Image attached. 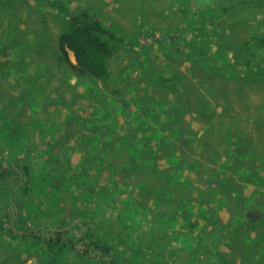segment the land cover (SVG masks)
<instances>
[{
  "label": "rangeland",
  "instance_id": "1",
  "mask_svg": "<svg viewBox=\"0 0 264 264\" xmlns=\"http://www.w3.org/2000/svg\"><path fill=\"white\" fill-rule=\"evenodd\" d=\"M61 6L73 15L87 11L116 36L105 78L82 74L90 79L75 85L56 80L54 86L37 80L39 65L24 41L45 35L46 24L63 32ZM21 25L27 34L19 36ZM254 68L264 71V0H0V85L7 84L0 87V160L25 165L34 145L50 139L52 163L61 158V166L71 167L92 160L89 187L106 190L107 200H99L108 207L95 208L96 233L115 264H264V72L251 75ZM195 91L200 96L188 102ZM186 120L200 121L195 133L211 137L210 151L222 154L193 158L187 144L167 143L171 132L186 130ZM209 121L211 136L204 127ZM226 121L237 128L222 135ZM250 126L254 144L245 137ZM11 127L15 140L3 131ZM16 141L24 146H13ZM119 141L134 145L122 155L138 167L113 174L103 159L121 153L105 145L118 148ZM235 141L253 149L249 158L230 157ZM100 173L112 176L114 187L97 182ZM23 187L0 186V264H43L47 254L9 233L5 223V215L16 213ZM39 191L31 188L28 203L38 206L52 196ZM76 236L69 239L76 242ZM145 242L155 244L141 247ZM62 249L50 264H93L70 244Z\"/></svg>",
  "mask_w": 264,
  "mask_h": 264
},
{
  "label": "trees",
  "instance_id": "2",
  "mask_svg": "<svg viewBox=\"0 0 264 264\" xmlns=\"http://www.w3.org/2000/svg\"><path fill=\"white\" fill-rule=\"evenodd\" d=\"M49 1V0H48ZM47 2V0H46ZM52 4H54L52 2ZM215 4L211 5L214 8ZM58 11V16L67 19L66 27L60 35V48L63 50V56L68 61L70 58L67 49L71 50L76 58L77 64L70 61V67L77 74H89L94 78H105L108 73L109 60L114 54V42L116 36L112 33L101 20L94 19L87 11H82L80 14L73 15L70 11H66V6H61ZM210 12V15L215 18V14H211L213 10H204ZM184 22L190 24L191 19L189 12L184 10ZM217 18V17H216ZM203 22L204 17H200ZM249 71H251L249 69ZM264 72V71H263ZM262 71H251V75L259 76L263 74ZM23 128L22 126H20ZM11 129V130H10ZM3 129L5 134L12 137L13 140L17 139L16 130L14 127ZM110 133V129L107 131ZM115 140V139H114ZM53 143L55 139H50ZM121 144L118 148L113 144L105 145L108 148H113L115 152L121 153L119 156L110 158L109 160L103 159L104 166L110 167L112 173L119 169L128 171L131 166L136 163L130 160L129 157H124L123 152H129V149L134 147L133 144L119 141ZM48 143L46 146L39 147L34 145L33 150L35 155L26 156L32 160H25V165L16 164L14 167L7 166L0 160V186L6 183H22V197L16 205V213L5 215V223L8 226L9 233L13 232L22 238L32 240L46 250L44 254L45 260L43 264H50L51 257L55 250L62 251V245L68 246L72 251H79L81 259L86 258L93 264H115L111 259V250L106 240L98 238L96 233L97 223L94 219L95 208H101L108 211V207L102 203V200H107L106 190L96 185L92 190L89 187L88 173L92 169V160L81 159L78 165L61 166L63 159L55 158L54 163L50 161V151L52 144ZM23 145L21 141H16L13 146ZM247 146V145H245ZM159 147L160 144H159ZM50 149V150H49ZM43 158V161L39 160ZM238 160V159H237ZM239 161V160H238ZM257 161V159H256ZM250 162L247 165H252ZM137 169V165L134 164ZM139 167H143L142 164ZM256 177L261 176L256 174ZM97 182H105L112 185L113 177H105L101 173L97 177ZM39 191L44 196L48 195L51 190L52 196L46 198L44 202L38 206L36 203H28L30 199L29 191ZM137 187L131 191H135ZM100 198H104L101 201ZM53 202V204H51ZM260 203V202H258ZM261 204V203H260ZM246 213H243L244 218ZM11 222H9V218ZM27 222H26V219ZM119 218H123L122 216ZM119 222V221H117ZM4 225V222L2 223ZM110 228H116L114 226ZM78 232L80 236H76V242L69 239L70 234ZM68 237V239H66ZM150 241H154L150 238ZM68 242V243H66ZM153 243H141V247H149ZM148 252V251H146ZM77 253V252H75ZM145 257V255H143ZM148 260L152 258L147 255ZM153 260V259H152Z\"/></svg>",
  "mask_w": 264,
  "mask_h": 264
},
{
  "label": "crops",
  "instance_id": "3",
  "mask_svg": "<svg viewBox=\"0 0 264 264\" xmlns=\"http://www.w3.org/2000/svg\"><path fill=\"white\" fill-rule=\"evenodd\" d=\"M41 22L43 23V20H41ZM36 26L37 24L35 25V29H36ZM40 26L43 29L45 25L42 24ZM46 27L48 28V30L45 35L35 34L34 36H31L29 40H27L28 39V35H27L24 41L28 43L27 46H29L30 48V53L28 55L30 60L33 63H37L39 65L38 68L35 67V71L38 74L37 80H42V81L53 80V86L55 85L56 80L64 81L63 84H72V85L77 84V81L79 79H81L82 81L89 80L90 79L89 77L87 76L81 77L80 74L75 73L73 69L70 67V64H71L70 61L75 65L77 64L75 55L71 50L67 49V53L70 58V61L67 62V60L64 58L63 52H62L63 50H61L60 43H59L60 35L62 34V31H60L57 34L53 30L50 31L49 26H47V24H46ZM24 30L26 32L27 27L21 25L19 28L16 29V34L19 33V36H20V34L25 33ZM29 35H32V34H29ZM18 69L19 68H17L16 71H18ZM1 73L3 74L4 72L1 71ZM8 73L10 75L12 71H8ZM33 73H35L34 68L32 70V74ZM14 74H16V72ZM16 75L18 76V74ZM9 78L13 79V76L11 77L9 76ZM60 81L57 82V85L61 83ZM57 85H56V88H57ZM192 86H193V83L189 85L190 88H192ZM0 87L6 88L7 84L4 83L2 86L0 85ZM197 96H200L199 91H195L189 98L188 102L193 101ZM186 111L187 110L183 108L181 112L184 115ZM170 116L174 117V113L170 114L169 117ZM226 122L228 123V126L225 127V131L222 132V135L223 134L227 135L233 128H237V125L235 123H229L228 121ZM206 123H207V126L204 125V127L208 129V135L211 136L212 133L210 129H211L212 123L210 121ZM175 125H176V121L173 122L171 126L175 127ZM181 126H183V128H185L186 130L182 129V131L180 132H171V138L168 137L167 143L171 141L176 144H180L181 142L187 144L191 149V154L193 158L201 157V154H205V153L215 154L216 152H218L222 154L221 149H218V151H215V152L210 151L212 150L210 145L214 144L210 140L211 137L201 134L200 132L198 135L195 133V131H199L201 128L200 121H196V120H186L185 122L182 121ZM249 130L251 131V136H249L247 132L245 137L247 138L248 143L254 144L257 134L254 131L255 129L252 126L249 127ZM218 135L220 134L218 133ZM252 136H254V138H252ZM214 137L215 136L213 135V138ZM235 143L237 144L236 141ZM236 144L234 145V147H232V153L230 157L234 159L249 158L250 153L252 152L253 149L248 151V148L247 149L242 148L240 144H237V145Z\"/></svg>",
  "mask_w": 264,
  "mask_h": 264
},
{
  "label": "bare ground",
  "instance_id": "4",
  "mask_svg": "<svg viewBox=\"0 0 264 264\" xmlns=\"http://www.w3.org/2000/svg\"><path fill=\"white\" fill-rule=\"evenodd\" d=\"M148 11V10H147ZM148 14V13H147ZM150 14V13H149ZM152 16H153V14H152ZM122 21V20H121ZM2 218V217H1Z\"/></svg>",
  "mask_w": 264,
  "mask_h": 264
}]
</instances>
